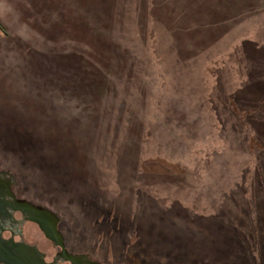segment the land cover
<instances>
[{"label":"rangeland","instance_id":"374dc122","mask_svg":"<svg viewBox=\"0 0 264 264\" xmlns=\"http://www.w3.org/2000/svg\"><path fill=\"white\" fill-rule=\"evenodd\" d=\"M7 148L108 264H264V0H0Z\"/></svg>","mask_w":264,"mask_h":264},{"label":"flooded vegetation","instance_id":"af4514ba","mask_svg":"<svg viewBox=\"0 0 264 264\" xmlns=\"http://www.w3.org/2000/svg\"><path fill=\"white\" fill-rule=\"evenodd\" d=\"M22 176L8 148L0 149V264H73L64 254L81 258L77 264H108L87 244H74L58 213L44 204L40 186ZM37 220L56 238L48 237Z\"/></svg>","mask_w":264,"mask_h":264},{"label":"water","instance_id":"95a60500","mask_svg":"<svg viewBox=\"0 0 264 264\" xmlns=\"http://www.w3.org/2000/svg\"><path fill=\"white\" fill-rule=\"evenodd\" d=\"M37 221L39 222V224H40L42 230L48 235V237L54 239V236H55V238H56V235H55L56 233L54 234L53 231H52V235L54 234L53 237H52V235L50 234L51 232H50L49 230H47V226L44 225V224H42L39 220H37ZM62 257H63L64 259L70 261V262L73 263V264H77V262H79L80 259H81V258H79V257L66 256L65 254L62 255Z\"/></svg>","mask_w":264,"mask_h":264}]
</instances>
